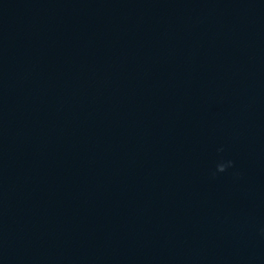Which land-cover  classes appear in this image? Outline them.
Masks as SVG:
<instances>
[{
	"label": "water",
	"instance_id": "1",
	"mask_svg": "<svg viewBox=\"0 0 264 264\" xmlns=\"http://www.w3.org/2000/svg\"><path fill=\"white\" fill-rule=\"evenodd\" d=\"M0 264H264V0H0Z\"/></svg>",
	"mask_w": 264,
	"mask_h": 264
},
{
	"label": "clouds",
	"instance_id": "2",
	"mask_svg": "<svg viewBox=\"0 0 264 264\" xmlns=\"http://www.w3.org/2000/svg\"><path fill=\"white\" fill-rule=\"evenodd\" d=\"M220 152L223 151V149H219ZM235 163L232 160H222L219 163L216 164V170L213 173V176L217 174H223L228 172L229 169L234 168Z\"/></svg>",
	"mask_w": 264,
	"mask_h": 264
}]
</instances>
